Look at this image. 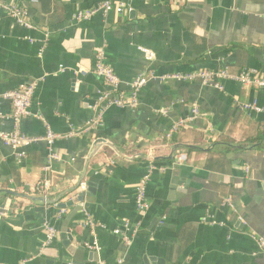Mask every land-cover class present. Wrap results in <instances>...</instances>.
<instances>
[{
  "label": "crops",
  "instance_id": "obj_1",
  "mask_svg": "<svg viewBox=\"0 0 264 264\" xmlns=\"http://www.w3.org/2000/svg\"><path fill=\"white\" fill-rule=\"evenodd\" d=\"M104 1L111 10L74 20ZM10 3L27 10L32 29L7 15ZM98 55L122 93L141 73L151 77L136 108L106 106L89 126L107 89L92 73ZM222 68L264 75V0H0V93L38 82L32 115L17 126L28 137L51 131L58 156L48 165L44 142L14 150L0 141V205L8 203L0 264L70 261L60 233L71 212L68 234L85 264H264L254 239H264V139L251 143L264 128V110L240 107L256 101L264 109V90L169 77ZM15 126L9 101L1 100L0 132ZM175 173L182 192L171 189ZM144 177L149 211L125 245L114 229L137 221L135 191ZM88 183L94 193L60 216L59 205L87 193ZM46 224L58 231L49 244Z\"/></svg>",
  "mask_w": 264,
  "mask_h": 264
},
{
  "label": "built area",
  "instance_id": "obj_2",
  "mask_svg": "<svg viewBox=\"0 0 264 264\" xmlns=\"http://www.w3.org/2000/svg\"><path fill=\"white\" fill-rule=\"evenodd\" d=\"M113 6L110 2L104 1L100 2L93 7L77 11L73 18L76 22H82L91 19L97 13H105L111 10ZM122 5H120L117 10L120 11L122 9ZM4 9L7 15L18 25H21L25 28L32 29L33 26L29 21L27 10L20 7L15 3H10L4 6ZM145 55L146 61H152L153 53L149 50H143ZM80 75H85L86 70L82 67H79L77 72ZM92 73L98 77L103 78L105 84L107 85V89L102 92L99 97L98 101L94 106L95 110V117L88 123L89 126L98 125L102 113L106 106H116L120 108H130L134 109L138 105L137 101V94L139 90L144 87L151 77V75H145V73H141L137 77H135L129 84H128V92L122 93L119 88V80L117 76L114 74L112 69L106 66L103 62L102 55H98L96 57V62L92 69ZM170 78L184 80V81H193L198 79L201 81L202 84L211 86L218 90H222V81H230L240 85L243 88H254L258 90H264V75L260 74L256 69L252 68H245L241 70L239 73L232 74L226 68L217 69V70H210V71H200L198 73H189V74H176L170 75ZM165 78V77H163ZM38 86L37 81H32L26 84H21L13 90H9L3 93H0V101L7 100L11 105V117L16 123L15 129L11 132H0V141L4 146H8L14 150H18L27 145L36 144L39 142H44L47 144L49 149V156L47 160V164H51L58 160V156L54 154L51 150L52 145L57 139L56 135L53 134L51 131H47L46 135L43 137H28L20 132L17 123H19L22 119L31 116L30 113V106L31 102L35 93V89ZM241 109L244 111H257L260 112L264 109L258 107L257 102L253 101L251 104H241ZM165 112L162 111L161 114ZM199 114V111L195 105H193L192 109V117H195ZM38 117V114L34 115ZM189 119H191L189 117ZM184 119L180 120L177 123H174L165 133L164 139L166 141H170L174 134L186 125L187 120ZM179 163L185 161V155H180L177 158ZM46 165L43 169L47 170L49 166ZM147 178H143L139 185L136 187L135 191V207L138 213L137 221L133 223L124 222L120 228L114 229V234L118 235L122 242L125 245L130 243L132 235L138 230L141 219L147 214L149 211V203L146 199L145 194V184ZM49 184L48 181L43 182V189L46 190ZM81 190L85 189V184H80ZM72 199V198H71ZM71 201V200H70ZM66 210L62 209L60 211V216H62ZM206 222L207 219H202ZM87 224H90V221L87 220ZM46 231V244H49L54 240L58 231L51 225L44 226ZM255 241L258 244L259 250L264 252V239L259 237H254ZM95 247V245H94ZM115 264H121V261L118 260Z\"/></svg>",
  "mask_w": 264,
  "mask_h": 264
},
{
  "label": "water",
  "instance_id": "obj_3",
  "mask_svg": "<svg viewBox=\"0 0 264 264\" xmlns=\"http://www.w3.org/2000/svg\"><path fill=\"white\" fill-rule=\"evenodd\" d=\"M97 146L95 147V150L98 148ZM152 160H154V159H152ZM87 186H88L87 193L83 192L76 199H74L72 201H69V202H67L65 204H61V205H59V207L62 208V209H65V208L71 207L74 203H77V202H79L81 204L84 201V197H85L86 194L89 195L91 193L92 194L94 193L95 184L88 183ZM177 186H180V181L178 180V173H175L173 181H172V184H171V189L174 192L176 190L178 192H182V191H179L177 189ZM262 187L264 189V181L262 183ZM7 204L8 203H6L5 205H0V215L6 213V210H7V207H8ZM80 210H81L80 207L77 208V211H80ZM74 213L75 212H71L65 218V221L63 223V228L61 229V233H60V237H61V240H62L63 247L66 249L67 255L69 257H71V260L70 261H62L61 264H85V262L83 260V251H84L83 248L75 247L74 245H72V237L68 234V229H67L68 223L72 219V217L74 216ZM46 263L47 264H53V261L50 260V261H47Z\"/></svg>",
  "mask_w": 264,
  "mask_h": 264
},
{
  "label": "trees",
  "instance_id": "obj_4",
  "mask_svg": "<svg viewBox=\"0 0 264 264\" xmlns=\"http://www.w3.org/2000/svg\"><path fill=\"white\" fill-rule=\"evenodd\" d=\"M254 140H252L251 143H259L264 139V128H261L255 137H253ZM256 147H261V145L256 146Z\"/></svg>",
  "mask_w": 264,
  "mask_h": 264
}]
</instances>
